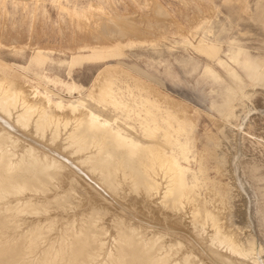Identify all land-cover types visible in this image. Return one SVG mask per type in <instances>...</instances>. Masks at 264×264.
I'll list each match as a JSON object with an SVG mask.
<instances>
[{"label":"bare ground","instance_id":"bare-ground-1","mask_svg":"<svg viewBox=\"0 0 264 264\" xmlns=\"http://www.w3.org/2000/svg\"><path fill=\"white\" fill-rule=\"evenodd\" d=\"M138 3L144 5L141 14L99 6L74 11L73 21L83 36L80 40L110 44L151 37L152 41L156 32L169 26L183 32L158 0ZM205 13L195 6L185 17L193 24ZM256 72L254 86H260L263 95V108L257 111L263 113L264 66ZM120 73L132 76L117 65L104 66L72 100L59 96L53 100V91L38 79L43 91L0 74V264H263L258 246L264 248V163L256 156L245 158L241 134L235 131L226 162L233 205L207 186L199 191L187 139L179 138L181 132L187 134L181 120L189 106L178 105L137 78L132 87L120 85ZM237 98L245 103L238 114L241 126L237 127L241 128L256 108L243 92L234 101ZM233 103L227 104L221 116L230 124ZM47 133L48 139L43 140ZM259 144L258 148L263 146ZM121 183L127 184V193L121 191L139 196L138 201L133 199L139 203L136 210L142 206L139 211L151 213L148 218H139V212L135 211L139 216L132 212L135 208H127L132 198L117 189ZM86 188L93 193L90 198L101 197L111 206L100 200L96 206L98 200L93 197L86 212L83 208L77 215L73 211L68 217L62 215ZM86 193L79 200L83 206ZM114 195L128 197V201L125 206L119 200L116 209L122 215L107 220L110 231L102 218L118 203L120 197ZM233 207L241 217L237 222ZM160 211L168 217L160 216ZM182 219H187L186 228ZM252 229L259 233V243L250 234ZM201 236L208 241L205 248L210 245L216 251L210 247L204 251Z\"/></svg>","mask_w":264,"mask_h":264},{"label":"rangeland","instance_id":"rangeland-1","mask_svg":"<svg viewBox=\"0 0 264 264\" xmlns=\"http://www.w3.org/2000/svg\"><path fill=\"white\" fill-rule=\"evenodd\" d=\"M158 1L170 13L174 22L182 26L183 32L169 26L163 32H156L152 41L151 37H145L143 40L125 38L123 41L115 40L110 44H96L85 37L80 40L82 33L73 21L74 11L80 13L83 9L99 6L105 10L114 7L119 13L136 11L137 14H141L145 11L143 3L139 4L138 0H0V74L28 82L27 84L43 91V87L36 83L39 79L45 85L40 84L53 91V100L58 96L64 100H72L68 96H76L82 92L89 86L88 82L93 75L104 66L117 65L129 71L131 77L119 74L120 85L126 83L132 87L133 78H137L161 90L166 98L174 99L178 105L189 106V109L183 112V120H181L187 134L181 132L179 138L182 141L187 139L188 155L193 158L190 162L191 168L196 172L195 175L200 182L199 191L203 192L207 186L219 196L226 197L228 205H233V190L228 185L226 162L230 148L234 146L235 131L241 134L240 141L245 158L256 156L264 163V112L257 111V108H263V95L262 88L254 86L257 76L255 73L258 72L256 68L264 66V0ZM195 6L206 13L195 23L190 24L185 15H191ZM184 35L187 39H184ZM230 54L233 56L231 59ZM133 91L138 93L135 88ZM239 92L251 98L250 103L256 108L246 119V125H242L241 128L237 127L240 124L238 114L244 110L245 103L238 98L234 101ZM123 93L126 94V90ZM230 102H234V116L230 119L232 125L221 119L225 107ZM47 135L48 133L43 140L48 139ZM249 139L260 141L263 146L258 148L257 142L251 145ZM199 165L201 170L197 171ZM190 178L191 175L188 174L187 179ZM81 182L78 181V186L83 189L84 185H80ZM121 184L117 189L126 191L127 184ZM87 190L84 189V192L86 193ZM84 192L82 195L85 194ZM89 192L86 193L88 198L86 196L84 198L85 201L87 200L85 203L90 204L89 199L93 197L98 200L93 202V204L96 202V206L100 201L106 203L101 197L91 195L93 197L90 198L89 194L93 193ZM124 193L121 191V194ZM125 194L123 196L127 195ZM82 195L77 201L76 197L74 198L77 207L73 200L71 204L75 206L73 205L72 208L71 204L68 205L72 210L70 207L67 210V207V211L61 214L68 217L83 208L86 212L89 204H85L86 207L83 206L84 201L80 204L79 200L84 196ZM129 195L127 196L132 199L125 198L129 202L132 201L131 205L129 202L127 205L128 200L126 201L122 196L120 198L116 196L119 204L113 203L112 208H109L111 211L108 209L106 218H102L103 222L106 220L105 226H108V230L111 231L112 228L108 223L111 221L107 220L111 219V215L120 213L121 209L116 207L121 204L122 199L124 201L121 202L127 205V208L128 206L131 210L135 208L134 211L132 210L133 214L136 215L135 211L140 213L139 209L143 207L137 206L138 210H136L138 202H135L139 200V196L136 197L134 193ZM108 205L107 203L106 206ZM151 205L156 206L152 203ZM80 206L81 208L78 209ZM236 208L232 209L235 222L241 220ZM112 210L117 212L114 213ZM162 212L160 211V216L166 219L168 215L165 216ZM143 213L145 215H142ZM143 213L136 216L139 218L143 216L144 219V216L148 218L151 215L144 211ZM131 220H134L133 223L137 222L133 218ZM57 221L55 218V224L59 225L60 221ZM129 222L133 224L130 220ZM187 224V219L185 222L182 219L181 225L186 228ZM53 232L50 235L52 237ZM250 234L254 237V241L259 243L260 235L257 230L252 229ZM202 236L206 237L204 234ZM203 237L201 239L204 240L202 241L204 251L208 250V247L213 249L214 247L209 244L205 248L208 241L207 237ZM258 248L261 250L258 255L264 264V248L262 246ZM214 249L213 251H216ZM194 251L197 253L198 250ZM217 252L223 253V251Z\"/></svg>","mask_w":264,"mask_h":264},{"label":"crops","instance_id":"crops-1","mask_svg":"<svg viewBox=\"0 0 264 264\" xmlns=\"http://www.w3.org/2000/svg\"><path fill=\"white\" fill-rule=\"evenodd\" d=\"M38 81H39L40 83H42V81H40L39 79H38ZM42 84H44V83H42ZM44 85H45V84H44ZM85 89H86V87L83 89L82 92L78 93L77 95H80L81 93H83ZM77 95H76V96H77ZM68 97H71V95H69Z\"/></svg>","mask_w":264,"mask_h":264}]
</instances>
